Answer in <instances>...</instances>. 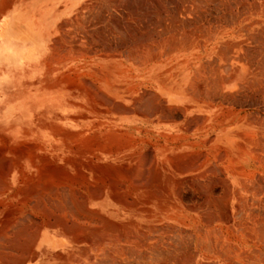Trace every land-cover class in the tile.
Segmentation results:
<instances>
[{
	"label": "bare ground",
	"instance_id": "6f19581e",
	"mask_svg": "<svg viewBox=\"0 0 264 264\" xmlns=\"http://www.w3.org/2000/svg\"><path fill=\"white\" fill-rule=\"evenodd\" d=\"M1 3L41 54L0 264H264V0Z\"/></svg>",
	"mask_w": 264,
	"mask_h": 264
},
{
	"label": "rangeland",
	"instance_id": "374dc122",
	"mask_svg": "<svg viewBox=\"0 0 264 264\" xmlns=\"http://www.w3.org/2000/svg\"><path fill=\"white\" fill-rule=\"evenodd\" d=\"M1 4L0 0V7ZM40 54L39 41L15 13L8 17L0 14V136L11 140L16 133L35 128L29 119V97L24 84L26 70L33 63L31 57L36 55L38 58Z\"/></svg>",
	"mask_w": 264,
	"mask_h": 264
}]
</instances>
